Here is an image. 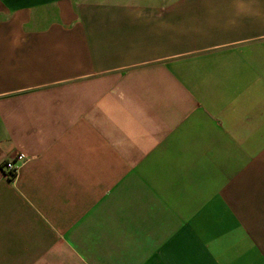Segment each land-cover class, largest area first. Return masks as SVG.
Here are the masks:
<instances>
[{"label":"crops","instance_id":"obj_1","mask_svg":"<svg viewBox=\"0 0 264 264\" xmlns=\"http://www.w3.org/2000/svg\"><path fill=\"white\" fill-rule=\"evenodd\" d=\"M0 264H264V0H0Z\"/></svg>","mask_w":264,"mask_h":264},{"label":"built area","instance_id":"obj_2","mask_svg":"<svg viewBox=\"0 0 264 264\" xmlns=\"http://www.w3.org/2000/svg\"><path fill=\"white\" fill-rule=\"evenodd\" d=\"M25 159L24 153H18L15 157V160L22 162ZM3 171L6 176H15L17 171V166L15 165L14 161H7L3 165Z\"/></svg>","mask_w":264,"mask_h":264}]
</instances>
